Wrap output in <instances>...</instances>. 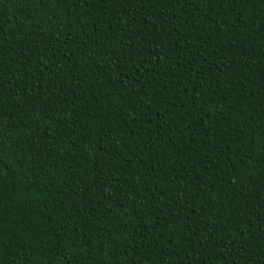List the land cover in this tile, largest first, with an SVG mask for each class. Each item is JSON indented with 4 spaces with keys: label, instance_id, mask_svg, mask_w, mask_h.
I'll list each match as a JSON object with an SVG mask.
<instances>
[{
    "label": "trees",
    "instance_id": "16d2710c",
    "mask_svg": "<svg viewBox=\"0 0 264 264\" xmlns=\"http://www.w3.org/2000/svg\"><path fill=\"white\" fill-rule=\"evenodd\" d=\"M0 264H264V0H0Z\"/></svg>",
    "mask_w": 264,
    "mask_h": 264
}]
</instances>
